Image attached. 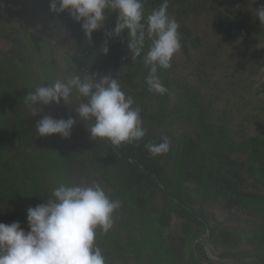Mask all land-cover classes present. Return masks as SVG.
I'll return each instance as SVG.
<instances>
[{
  "label": "trees",
  "instance_id": "trees-1",
  "mask_svg": "<svg viewBox=\"0 0 264 264\" xmlns=\"http://www.w3.org/2000/svg\"><path fill=\"white\" fill-rule=\"evenodd\" d=\"M161 3L162 0H145L146 13ZM168 3L169 15L175 16L183 13L188 3H191L189 11L198 12L210 5L224 7L228 0H168ZM247 17L243 11H226L218 25L230 32L235 22L239 33L247 24ZM115 22L116 14H109L104 26L93 33L89 41L81 29L82 22H75L67 11L59 15L51 13L49 0H0V37L11 43L10 57L19 64L5 81L14 88L19 82L24 91H18L27 92L31 89L29 87L50 84L57 77L66 79L70 73L83 75L88 72L103 76L107 68L118 66L124 70L118 79L121 88L133 98L134 107L140 108L143 127L147 130L142 141L112 146L106 140L91 139L87 131L89 125L77 119L69 138L58 135L40 137L28 129L21 118L27 112L21 109L24 104L15 103L7 117V126L0 130V222L18 221L28 231V208L46 203L52 190L60 183L70 184L72 176L85 175L95 178L110 198L121 201V207L114 213L113 225L127 221L120 218L125 213L128 216L144 214L149 206L161 202L155 230L148 235L138 233L132 240L134 243L119 246V249L129 247L137 258L143 256L141 251L146 246L163 251L172 258L173 264H211L191 247L192 242L208 229L204 214L197 215L180 196L168 195L163 187L178 186L180 181L197 187L207 186L224 201L226 208L249 210L250 204L264 198V137L258 136L243 143L238 156L223 152L221 144L213 142L216 137L210 134L213 128L205 124L209 119L204 116V110L198 103L193 104L192 98H185L174 109H168L170 86L166 70H161L159 75L168 93L157 95L148 90L145 83L148 70L140 58L132 60L126 43L127 33L111 39L104 35ZM43 39L65 42L73 54L68 68L63 71L57 63L47 62L46 56L39 55L36 63L23 59L26 48L42 47L45 50ZM105 40L109 48L107 54L101 52ZM147 47L146 43L145 51ZM151 98H157L161 103L156 112L150 110ZM78 102L74 97L69 106H39V119L43 115L56 119L75 118L72 107ZM187 103L196 107V114L191 113L193 108L186 106ZM171 118L186 124L189 129L177 138H173L172 133L155 131L153 126L170 125L168 120ZM162 137L170 141L169 152L151 156L144 145L161 142ZM172 171L174 177H171ZM250 183L254 191L242 190ZM120 211L122 215H119ZM173 218L179 221L177 232L170 231ZM213 232L210 229L211 236H214ZM240 237L238 232L228 228H220L214 236L216 240L232 245ZM116 242V233L111 230L107 234L97 231L96 244L103 250L106 264H113V259L108 257L112 254L104 250ZM255 245L264 253V235L261 244ZM196 246L198 248L199 244ZM162 262V257L157 254L148 257V264Z\"/></svg>",
  "mask_w": 264,
  "mask_h": 264
},
{
  "label": "rangeland",
  "instance_id": "rangeland-1",
  "mask_svg": "<svg viewBox=\"0 0 264 264\" xmlns=\"http://www.w3.org/2000/svg\"><path fill=\"white\" fill-rule=\"evenodd\" d=\"M188 4L183 13L173 16L180 25L178 31L182 47L173 57L171 68L166 70L167 83L170 86L168 109H174L185 98H192L193 104L198 103L204 110V116L209 119L205 124L213 128L210 133L216 137L213 142L221 144L223 152L230 156H238L243 150V143L258 136L264 137V25L254 15L255 9L264 6V0H228L224 6L226 9L210 5L198 12L189 11L191 3ZM226 11H243L248 16L247 24H244L239 33L235 22L230 32L225 31L224 26L218 25ZM43 41L45 50L42 47L26 48L22 54L23 59L36 63L39 55L46 56L47 62L57 63L64 71L73 56L68 46L62 40ZM10 48L11 43L0 37V130L7 126L11 107L15 103H23L28 92L40 86L29 87L31 89L27 92H19L18 89L23 90L19 82L18 87L14 88L5 81V77L12 75L17 70V65L19 66L10 57ZM123 71L118 66H111L107 68L106 75L118 80ZM71 75L73 74L70 73L69 76ZM149 103L150 110L154 112L161 104L157 98H151ZM193 104L187 103L186 106L193 108L191 113L194 115L196 107ZM50 105V108L58 106ZM61 105H64L63 102L59 104ZM21 109L27 110L26 114L21 115L26 127L35 131L41 111L33 116L24 105ZM168 121L170 125L161 124L159 128L153 126L155 131L172 133V137L177 138L189 129L186 124H180L173 118ZM171 175L175 176L173 171ZM70 179V184L97 183L95 178L85 175L72 176ZM251 184L242 190L254 191ZM163 189L170 196H180L197 215L204 214L208 229L192 242L191 247L195 253L211 264H264V253L255 245L261 244L264 235V198L250 204L249 210L228 209L224 201L207 186L197 187L180 181L178 186ZM159 207L160 200L149 206L144 214L129 215L132 219L127 213L122 215L120 211V218H126L127 221L113 225L111 232L116 233L117 242L104 250L112 254L108 257L113 259V264H148V257L153 254L162 257L163 264H173L172 258L163 251H156L158 249L145 246L141 251L143 256L137 258L129 247L128 251L126 248L119 249V246L134 243L132 240L138 233L148 235L155 230ZM171 223L170 231H179V221L173 218ZM220 228L236 231L241 237L234 245L225 244L214 238L215 232ZM210 229L214 230V236H211Z\"/></svg>",
  "mask_w": 264,
  "mask_h": 264
},
{
  "label": "clouds",
  "instance_id": "clouds-1",
  "mask_svg": "<svg viewBox=\"0 0 264 264\" xmlns=\"http://www.w3.org/2000/svg\"><path fill=\"white\" fill-rule=\"evenodd\" d=\"M168 0L146 13L145 0H49V11L59 15L68 12L77 23L86 40L100 30L109 14H116V22L104 35L108 38L127 33V48L131 58L142 60L148 70L145 83L150 92L165 95L168 89L162 83L160 71L170 69L173 57L181 51L180 25L168 13ZM264 25V6L254 10ZM148 45L145 51V45ZM105 40L101 52L107 54ZM79 102L76 117L53 118L43 115L35 125L40 137L58 135L66 139L71 135L77 119L84 121L90 138L106 140L112 146L139 142L147 134L143 127L140 108L121 88L117 78L88 72L66 79H56L29 91L23 100L33 116L39 106H69L73 98ZM155 157L169 152L170 141L144 145ZM121 201L112 199L98 183H60L46 203L27 209L28 231L18 221L0 222V264H106L96 244L97 231L107 234L114 224V213Z\"/></svg>",
  "mask_w": 264,
  "mask_h": 264
}]
</instances>
